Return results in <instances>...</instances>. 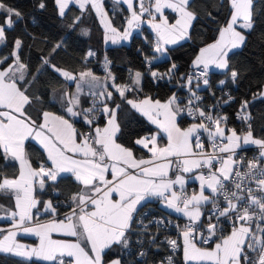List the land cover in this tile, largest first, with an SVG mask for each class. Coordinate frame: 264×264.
<instances>
[{"label":"snow or ice","instance_id":"snow-or-ice-1","mask_svg":"<svg viewBox=\"0 0 264 264\" xmlns=\"http://www.w3.org/2000/svg\"><path fill=\"white\" fill-rule=\"evenodd\" d=\"M52 2L62 20L70 5L79 8L70 31L85 12H94L105 43L113 45L142 34L147 25L150 51L138 49L145 71L129 69L123 82H117L107 56L103 76L87 67L96 56L91 49L81 58L82 70L62 67L56 57L67 53L64 36L18 35L0 55V159L4 168L15 169L11 174L0 169V195L9 200L8 206L0 204V219L9 221L0 227V254L18 257L21 264L33 258L46 264H264V129L256 134L250 111L253 101L264 102V83L251 100L239 103L236 119L244 129L229 127L222 111L236 99L225 88L238 86L250 71L231 58L246 46L264 5L223 0L222 23L206 7V17L219 25L216 36L180 72L170 53L192 39L200 18L192 0H114L127 6L120 27L103 0ZM36 7L46 10L47 0H36ZM0 17V44L7 46V32L24 15L0 0ZM81 32L87 35L88 29ZM37 45L44 47L33 68ZM160 60L170 61L163 72L154 63ZM213 73L224 77L215 87ZM146 77L153 84L174 83L184 95L172 92L161 100L147 94ZM205 90L215 103L204 105ZM125 107L152 127L125 131L131 122L121 123ZM186 118L190 123L184 127ZM29 141L40 149L35 161ZM249 146L256 149L251 159L240 154ZM66 180L70 187L61 186ZM189 184L198 188L189 193ZM38 191L49 198L38 199ZM41 204L49 217L44 223ZM150 204L166 214H154ZM21 234L38 243H20ZM161 251L168 255L157 259Z\"/></svg>","mask_w":264,"mask_h":264},{"label":"trees","instance_id":"trees-1","mask_svg":"<svg viewBox=\"0 0 264 264\" xmlns=\"http://www.w3.org/2000/svg\"><path fill=\"white\" fill-rule=\"evenodd\" d=\"M222 2L223 0H192V8L200 13V18L194 22V27L191 30L192 39L181 42V45L175 46L174 50L170 53L172 58L180 66V72L188 70L191 59L199 50V47L203 46V44L211 43L215 38L216 29L219 25L206 17L204 9L207 7V10L213 13L215 20L222 23L226 16L225 8L219 7ZM5 3L21 11L24 15V19L17 22L13 30L7 32V46L0 44V55L7 54V52L10 51L11 42L18 35L33 33L39 37L47 36L56 40L64 36L67 39V53L61 50L59 56L56 57V61L59 62L62 67H68L75 71L82 70L84 64L81 58L91 49L96 53V57L88 63L87 67L92 68L98 75H104L102 62L105 56L112 61L110 68L118 77L117 82H123L127 79L129 69L145 71L143 57L138 49L142 48L145 52L150 51V46L145 43L144 39L145 36L151 39L150 29L147 28L146 25L143 26V33H136L128 43L106 46L103 39V27L94 12H85L79 26L76 27L75 31H70L69 25L72 23L73 17L80 15V10L75 5H70L66 18L62 20L56 15L52 0H47L48 8L43 11L36 7V0H5ZM103 3L114 25L120 27L127 15L126 6L114 3V0H103ZM256 3L257 7H260L264 5V0H256ZM169 15L172 14L169 13ZM2 19L3 17H0V21H2ZM84 28L88 29L87 35L81 32V29ZM30 42V40L26 39V43ZM43 47V45H37L32 49L31 58L33 68L38 64V58L41 55L40 49ZM27 51L28 49L25 48V53H27ZM44 55H47V53L45 52ZM231 62L235 66L250 69V71L242 75L238 86L229 84L228 87L225 88V91L230 90L231 94L236 99L231 104L225 105L222 108V111L229 116V127H234L237 131H241L246 125L234 120V114L238 110L239 103L243 98L251 100L252 93L257 91L261 83H264V16L257 18L255 31L248 34L246 46L240 50H236V54L232 56ZM154 63L158 66L159 71L163 72L168 67L170 61L160 60ZM223 78L224 77L218 73L211 74L213 87L216 86L218 80ZM41 79H46V77H41ZM144 91L161 100L167 99L172 92H178L174 83L167 84L165 81H161L159 84H153L148 77L144 80ZM201 93L205 96L203 101L205 106L215 103V100L208 94L207 90ZM216 95L219 97L221 93L217 91ZM250 111L253 117V128L257 135H261L262 129H264V102L259 100L253 101ZM120 116L122 124L125 123L126 120L131 121L127 124L125 131L133 128L140 129L152 127L148 125L147 121L143 117H140L139 114L131 113L129 115L126 107L121 112ZM181 123L182 126L187 127L190 120L186 118ZM252 150L253 148H248L246 152ZM28 151L32 154L34 161L38 159L40 151L38 145L29 141ZM0 169H3L9 174L15 170L12 166L4 168V161L2 159H0ZM61 186L65 188L70 187V180L63 181ZM37 196L38 199L46 200L49 198V193L40 194L38 191ZM60 199L63 200L64 197L61 196ZM0 204L8 206V198L4 195H0ZM39 207L41 209V205H39ZM148 208H151L153 213L166 214L159 211V206L157 204H150ZM1 214L2 213H0V215ZM173 217L175 216L173 215ZM48 218L47 215L41 212L39 221L48 220ZM7 222L8 221L5 220L4 224ZM18 237L21 239H29L34 244L36 243L34 242L36 241V237H24L21 235ZM160 254L162 253H159V255ZM159 255L157 257H159ZM0 258L3 259V261H0V264H21V260L18 257L0 254ZM24 264H46V262L33 258L31 261H25Z\"/></svg>","mask_w":264,"mask_h":264},{"label":"built area","instance_id":"built-area-1","mask_svg":"<svg viewBox=\"0 0 264 264\" xmlns=\"http://www.w3.org/2000/svg\"><path fill=\"white\" fill-rule=\"evenodd\" d=\"M95 57H96V56H95ZM95 57L91 58V60L95 59ZM177 91H178V93H179L181 96L184 95V93L182 92V90H180L178 87H177ZM200 95H201L203 98L205 97V96L203 95V93H201V92H200ZM234 120H236L237 122L242 123L241 121H238V120L236 119V113L234 114ZM244 125H245V124H244ZM205 139H206V137H205ZM240 154H241V155H245L248 159H251L254 155H256V149H253V150L250 151V152H241ZM145 210H147V209H145ZM154 214L160 215L159 213H156V212H154ZM173 218H175V217H173ZM180 222L182 223L183 221L181 220ZM164 235H165L164 233H161V236H160V239H161V240L164 239ZM173 235H174V234H173ZM160 253H162V254H160L159 257H156L157 259H160L161 257L168 255V252H167V251H166V252H160ZM150 259H151V257H150Z\"/></svg>","mask_w":264,"mask_h":264},{"label":"crops","instance_id":"crops-1","mask_svg":"<svg viewBox=\"0 0 264 264\" xmlns=\"http://www.w3.org/2000/svg\"><path fill=\"white\" fill-rule=\"evenodd\" d=\"M126 6V5H125ZM126 8H127V6H126ZM147 26V25H146ZM157 62V61H156ZM100 76H102V75H100ZM166 142V141H165ZM249 148H253V149H255V147L254 146H251V147H249ZM194 188H198V185H196V184H189V186H188V191H189V193H191L192 192V190L194 189ZM41 212H43V205L41 204ZM1 215H3V214H1ZM173 215L175 216L176 214L175 213H173ZM49 219V218H48ZM1 221H3V222H1ZM6 221H8V220H6ZM47 220H43V221H40L41 223H44V222H46ZM4 222H5V220L4 219H0V227H7L8 225H9V221L7 222V223H5L4 224ZM54 238H58V237H55L54 236ZM17 239L19 240V242H20V237H17ZM34 242H36V243H38V240H37V238H36V241H34ZM35 243V244H36ZM0 261H3V259H1L0 258Z\"/></svg>","mask_w":264,"mask_h":264},{"label":"rangeland","instance_id":"rangeland-1","mask_svg":"<svg viewBox=\"0 0 264 264\" xmlns=\"http://www.w3.org/2000/svg\"><path fill=\"white\" fill-rule=\"evenodd\" d=\"M106 10V9H105ZM98 20H99V18H98ZM148 28V27H147ZM136 33H134V35H135ZM138 34H140V33H138ZM104 37V36H103ZM129 41H122L120 44H125V43H128ZM105 45L106 46H110V45H113V44H111V42H108V43H105ZM249 147H251V146H249ZM21 236H24V237H27V236H31V235H24V234H21ZM32 237H34V236H32ZM20 243H22V244H26V245H35L31 240H29V239H21L20 238Z\"/></svg>","mask_w":264,"mask_h":264}]
</instances>
